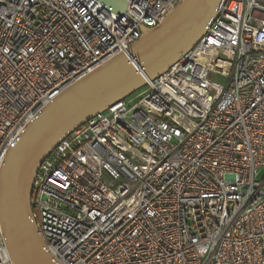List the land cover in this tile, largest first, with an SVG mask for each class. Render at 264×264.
<instances>
[{
  "label": "built area",
  "instance_id": "2783aa9c",
  "mask_svg": "<svg viewBox=\"0 0 264 264\" xmlns=\"http://www.w3.org/2000/svg\"><path fill=\"white\" fill-rule=\"evenodd\" d=\"M125 1L0 0V173L46 105L181 2ZM32 211L59 264H264V0H222L166 73L64 137Z\"/></svg>",
  "mask_w": 264,
  "mask_h": 264
},
{
  "label": "water",
  "instance_id": "95a60500",
  "mask_svg": "<svg viewBox=\"0 0 264 264\" xmlns=\"http://www.w3.org/2000/svg\"><path fill=\"white\" fill-rule=\"evenodd\" d=\"M122 14L125 0H97ZM222 0H181L156 28L64 90L8 150L0 173V227L13 264H59L32 219V192L42 162L59 142L166 73L205 35Z\"/></svg>",
  "mask_w": 264,
  "mask_h": 264
}]
</instances>
